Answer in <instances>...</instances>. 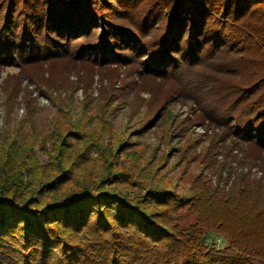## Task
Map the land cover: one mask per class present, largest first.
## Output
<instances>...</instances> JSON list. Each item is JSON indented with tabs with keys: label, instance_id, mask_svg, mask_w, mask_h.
Instances as JSON below:
<instances>
[{
	"label": "trees",
	"instance_id": "obj_1",
	"mask_svg": "<svg viewBox=\"0 0 264 264\" xmlns=\"http://www.w3.org/2000/svg\"><path fill=\"white\" fill-rule=\"evenodd\" d=\"M91 63L137 69L141 92L194 107L232 158L188 196H131L85 115L58 128L28 98L34 86L63 114L52 90ZM0 103V264H264V0H0ZM185 208L189 227L173 218Z\"/></svg>",
	"mask_w": 264,
	"mask_h": 264
},
{
	"label": "rangeland",
	"instance_id": "obj_2",
	"mask_svg": "<svg viewBox=\"0 0 264 264\" xmlns=\"http://www.w3.org/2000/svg\"><path fill=\"white\" fill-rule=\"evenodd\" d=\"M255 50L258 48L255 47ZM96 66L91 63L73 71L65 69L81 75L67 77L60 90H52L57 101L67 100L63 114H55L52 102L46 95L33 89L34 86L29 87L35 91L28 98L34 101L36 108L44 111L48 119L46 123L53 122L58 128L70 127L67 115L70 120L72 117V122L85 115L82 119L86 132L84 138L98 143L107 157L113 158L112 164L117 166L112 170L126 174L129 183L124 190L130 191L131 196L145 195L155 189L172 190L175 195L188 196L198 179L212 177L213 171L218 172L228 157L232 158L230 152L226 151L228 148L219 149L224 146L223 142H217L218 149L213 150L214 143L223 139V136L203 117L193 120L194 107L191 109L169 104L167 108L161 105V97L157 102L150 92H141L138 88L141 78L136 75L137 69L128 71L121 65L117 69L113 66L104 67L102 63H99L98 69ZM4 71L5 77L19 73L15 67ZM27 102L23 97L20 101L18 99L15 116L21 118L25 115ZM6 114V109L0 103V126ZM51 117H56L58 121ZM126 137H129V144H126L125 151H118L119 143ZM220 143L222 146H219ZM113 151H117L115 157L110 154ZM35 158L39 168L46 167L47 156L38 149ZM103 159L99 157V174L112 168L107 170L109 162ZM206 184L210 183L207 181ZM173 218L180 220L183 227L197 222L196 215L189 208L176 212ZM207 241L218 249L228 244L226 238L214 232L207 235Z\"/></svg>",
	"mask_w": 264,
	"mask_h": 264
}]
</instances>
